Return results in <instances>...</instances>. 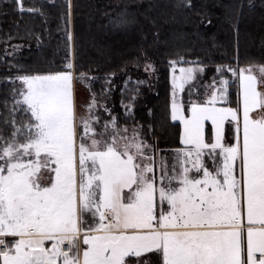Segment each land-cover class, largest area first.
Returning a JSON list of instances; mask_svg holds the SVG:
<instances>
[{
	"label": "snow or ice",
	"instance_id": "6c2138e0",
	"mask_svg": "<svg viewBox=\"0 0 264 264\" xmlns=\"http://www.w3.org/2000/svg\"><path fill=\"white\" fill-rule=\"evenodd\" d=\"M65 6L73 59L63 70L17 65L4 80L13 87L0 127V264H264V65L253 74L237 53V67L217 66L211 94L191 99L190 90L185 105L177 91L204 66L170 61L171 120L183 146L164 155L132 115L138 89L121 100L131 126L109 106L110 87L98 95L89 83L88 102H78L77 82L95 78L76 71L72 0ZM130 22L126 11L109 18L116 29ZM225 72L239 82L236 107L218 106Z\"/></svg>",
	"mask_w": 264,
	"mask_h": 264
},
{
	"label": "trees",
	"instance_id": "16d2710c",
	"mask_svg": "<svg viewBox=\"0 0 264 264\" xmlns=\"http://www.w3.org/2000/svg\"><path fill=\"white\" fill-rule=\"evenodd\" d=\"M22 3L23 11L13 0H0V127L7 111L3 100L13 87L4 80L16 75L17 65L26 71L63 70L65 58L73 59L60 19V13L67 11L65 0ZM72 4L69 27L75 34L76 71L95 78L90 79L93 92L99 95L108 86L106 79L120 81L131 74L127 100L133 92V79L141 72L129 73L126 67L145 63V53L157 63V92L141 105L145 86L132 115L144 126V133L162 147L181 146V125L171 120L170 61L183 57L185 61L199 59L204 66L237 67L238 53L239 67L264 65V0H191L190 5L188 0H72ZM120 11H126L131 22L116 29L109 18ZM14 46L16 51L11 53ZM114 106L121 116L119 124L131 125L132 118L124 119L119 102ZM153 259L151 254L143 255L144 262Z\"/></svg>",
	"mask_w": 264,
	"mask_h": 264
},
{
	"label": "rangeland",
	"instance_id": "374dc122",
	"mask_svg": "<svg viewBox=\"0 0 264 264\" xmlns=\"http://www.w3.org/2000/svg\"><path fill=\"white\" fill-rule=\"evenodd\" d=\"M15 51H16L15 47H12L11 53H14ZM148 61L153 65L154 70L145 71V63L134 65L131 68V69H134V71H132L131 69H128L126 67V72L132 73V72L137 71L138 69L141 72V74L138 76V78L133 77L134 78L133 79L134 80L133 81V85H134L133 90L138 89V94L136 95V99L134 101L133 110H134L137 102L139 101L138 98L140 97V95H141L140 93L145 86L147 89L143 95L144 99H143V103L141 105L145 106L149 102L151 97L157 92V86H158L157 85V79H158L157 71H158L159 67L153 59L148 60ZM187 66H184V67H187ZM179 67H180V65H177V67H176L177 74L179 73ZM216 69H217V66H204L203 72H200V71L194 72V74H193L194 79L192 81H189L187 84H185L183 91H177V99L180 101H183L184 104L187 105V102L189 100V91L190 90L192 91L191 99H198V98L206 99V92H207V95L211 94V87L210 86H212V84H213V79L215 78V80L217 81V84L219 83V75L216 73ZM224 74L230 80V83L228 85L227 101L219 104L218 106L236 107L237 103H238L239 82L235 77L232 76L231 73L225 72ZM253 74L259 75V66H255L253 68ZM171 76H172V65H171L170 74H169L170 96H171V101H172ZM131 79H132L131 74H127V75H125V77L123 79H120V81L117 80L119 83L115 79H112L110 82V85L107 86V87L111 88V91L108 95H111L112 90L116 88V91L114 90L115 94L113 95V97L112 98L109 97V99H108L109 106L113 109V112L115 114H117V112H116L117 109L116 110L114 109L115 108L114 104L117 102H119V106H121L122 113H124V109L121 105V100L123 98L125 100V103H127L130 99V98H128L126 100V97H127L126 88H131V86L129 85V81ZM125 81H128V83L126 84ZM138 81H143V83H137ZM232 81H235V82H232ZM89 83L91 84L90 80L78 81L76 84V97H77L78 102L81 104L88 102V100L90 98V91L88 88ZM117 87H119V93L117 91ZM258 87H259V85H258ZM122 89L125 90L123 93L121 91ZM233 91H235V92H233ZM234 93L236 94V96L232 97L234 95ZM132 94H133V92L131 93V95ZM131 95H130V97H131ZM171 101H170V108H171ZM259 115H260V110L255 109L253 112L254 118L259 116ZM123 125H125V124H123ZM120 126H122V125H120ZM129 126H131V125H129ZM206 127L209 128V130H210V128H211V122L210 121L207 122ZM144 138L148 141V143H150V140H151L152 144H155L158 149L175 150V149L162 147V146L156 144L155 140L153 138L148 137L145 133H144ZM166 151L163 153L164 155H170L171 154V152H169V151L166 152ZM245 237H246V230H245Z\"/></svg>",
	"mask_w": 264,
	"mask_h": 264
},
{
	"label": "crops",
	"instance_id": "0c3cea01",
	"mask_svg": "<svg viewBox=\"0 0 264 264\" xmlns=\"http://www.w3.org/2000/svg\"><path fill=\"white\" fill-rule=\"evenodd\" d=\"M122 126H124V125H122ZM150 143L152 144V141L150 140ZM180 144H181V142H180ZM183 145L181 144V146L180 147H182ZM245 224H247V221H246V218H245Z\"/></svg>",
	"mask_w": 264,
	"mask_h": 264
}]
</instances>
